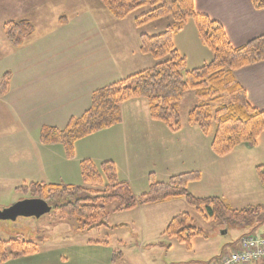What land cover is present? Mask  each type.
Listing matches in <instances>:
<instances>
[{
	"label": "rangeland",
	"instance_id": "1",
	"mask_svg": "<svg viewBox=\"0 0 264 264\" xmlns=\"http://www.w3.org/2000/svg\"><path fill=\"white\" fill-rule=\"evenodd\" d=\"M66 3L52 5L49 9L50 12L44 15L37 14L32 18L29 16L31 12L26 7L28 5L26 0H0V21L19 14L21 11L19 9L22 8L21 17H27L33 23H36L34 32L23 43L27 48L26 46H28L30 40L42 35L46 29L50 28L48 24L52 21V17L56 15L52 8H60L64 13L58 15L70 18L74 15V12H68L69 10L87 12L94 21H106L104 24L107 33L106 43L100 44L98 48L101 52L110 54L113 58L112 61L117 59L120 62L122 74L114 81L143 70L145 67H151L156 63L150 56L137 53V47L139 50V46L137 41L134 43L133 38H138V34L141 33L150 35L161 33L172 23L169 17L146 26L136 27L134 19L144 13L147 10L146 8L137 9L126 19L118 22L107 13L98 0H81L79 4L73 7H67L68 3ZM25 10H27V13L24 14ZM186 23L183 29L173 36L174 47L181 53L184 52L191 64L200 63L203 51L197 47L199 39H197L198 36L195 33L194 23L192 20H188ZM106 33H104V36ZM70 36L77 38L71 32L66 41L70 39ZM184 36L187 39H184ZM0 39V73L5 70L1 74L0 80L4 74L9 72L8 86H10L12 69L15 70L16 68L13 60L25 52L26 49H15L7 43L6 49L2 43L1 34ZM9 47H12L11 53L13 56L7 57ZM65 47H67V52H76L80 47L83 48L84 44L81 46H78V44L64 46V50ZM103 48L105 50H102ZM99 49H97L98 52ZM204 50L206 49L204 48ZM137 54L141 56L140 59L133 58ZM141 58L142 62L139 64V68L135 67L131 70L130 65L139 62ZM147 60L149 65L146 64ZM186 70L191 69L186 66ZM139 101L144 102L145 110H147L143 99L129 100L121 105V120L124 119L123 122H125L126 129H128V134H131V127L137 133L138 131L144 133V130L138 129H142L146 124L143 120L145 114L140 107L137 110L135 105H132L133 107L129 105ZM226 102L227 100H224V103ZM196 104L197 100L192 92L186 93L178 103L181 131L172 132L164 124L150 119L154 123L165 126L173 135L171 137L164 135L163 142L154 146L151 154L148 150L149 147L138 150L135 156L138 160L135 165L136 170L138 176L144 174L142 177H147V182L145 180L144 190L133 189L134 196L147 192L149 178L154 183H166L173 176L192 172L195 168H203L202 152L207 151L214 155L210 148L213 130L205 136L200 133L197 127L189 126L187 123L188 112ZM26 107L12 108L0 100V210L22 200L40 199V196L22 189L11 190L10 188L13 189V186L21 188L27 187L31 183L48 181L59 183L62 186L83 187L80 163L87 159L78 160L77 157L74 158L75 147L77 148L79 144L77 142L74 144V156L71 159L66 158L64 149L60 145H55L58 148L53 150L59 149L62 159L56 157V153L48 155L46 146L39 143V127H43V124L49 121L51 114L40 107L37 109L29 108L27 105ZM125 107L131 109L128 110ZM33 113L36 114L33 115ZM24 118L25 120H23ZM135 121V124L130 125ZM192 131L195 136L191 138V143L187 139L186 132L192 134ZM166 133L168 132L166 131ZM152 134L153 131L141 135L146 137ZM145 139L150 145H154L151 138ZM81 140H83L81 145H95V142L90 139L84 138ZM143 141L145 142V140ZM156 149L157 152L154 151ZM50 150L52 151V148ZM45 156L47 158L43 159ZM65 158L69 161H66ZM224 158L216 159L219 161L213 165L215 167L213 173L201 176L198 182L191 183L187 188L195 191L197 197H218L234 210L255 209L258 207L244 224L232 223L227 220H207L197 213L194 208L187 205L183 199H174V205L170 203L171 207L169 209L168 203L158 207L152 204L118 212H113L117 207V203L110 202L104 205V211L107 214L105 225L94 227L88 231H75L73 220H60L53 211H50L39 219L17 218L15 221H0V240L8 241L19 238L33 242L37 245L40 255L49 256L48 262H52L51 264L205 263L220 252L232 251L237 247L240 238L245 235L264 234V184L260 183L255 170L257 166L264 164V132L259 136L254 148L250 149L245 145H240ZM52 160H54V163ZM43 161L50 164L45 165ZM91 162L96 168L100 165ZM121 175L123 180H129L128 173ZM162 176L166 178H162ZM7 180L10 181L9 188L3 185L7 184ZM182 213L188 214L193 221L192 225L201 230L205 236V238H192L191 250L189 251L174 238H169L163 234L168 222L175 215ZM90 240L95 242L87 244L86 242ZM67 241H73V244H66ZM78 242L79 244H86L78 248L75 245ZM72 246L73 250L70 249ZM46 252L48 253L46 254ZM56 256L61 258L58 261H51V257Z\"/></svg>",
	"mask_w": 264,
	"mask_h": 264
},
{
	"label": "trees",
	"instance_id": "2",
	"mask_svg": "<svg viewBox=\"0 0 264 264\" xmlns=\"http://www.w3.org/2000/svg\"><path fill=\"white\" fill-rule=\"evenodd\" d=\"M98 1L115 21H123L137 9L146 8L134 19L136 27L166 17L172 23L161 33L139 36V52L150 56L155 64L94 90L89 107L80 117L69 119L63 129L43 126L39 132L42 145H60L66 158H73L76 142L120 124L121 105L133 99H143L150 119L176 132L181 128L178 103L186 93L192 92L197 104L188 112L187 123L205 136L213 130L210 148L215 156L225 157L240 145L256 146L264 132V110L250 106L235 72L264 61V34L242 46L232 47L219 23L194 11L193 0ZM250 3L256 10H264V0H250ZM188 20L193 21L198 39L211 55L209 62L191 70H186V60L173 44V36ZM4 30L8 43L18 48L34 32V26L21 20L5 23ZM9 76L7 72L0 80V96L8 92ZM255 170L264 184V164ZM80 175L83 187L31 183L18 190L40 196L58 219L73 220L77 232L105 225L104 205L110 202L117 203L113 212H118L183 199L207 220L238 224L246 223L258 209L234 210L218 197L193 196L187 187L200 180L197 171L173 176L166 183H154L149 178V189L139 196H134L129 185L119 180L117 169L110 161L96 168L91 161L84 160L80 163ZM192 222L188 214H178L168 222L163 234L189 251L192 238H205ZM37 253L33 242L19 238L0 240V264Z\"/></svg>",
	"mask_w": 264,
	"mask_h": 264
},
{
	"label": "crops",
	"instance_id": "3",
	"mask_svg": "<svg viewBox=\"0 0 264 264\" xmlns=\"http://www.w3.org/2000/svg\"><path fill=\"white\" fill-rule=\"evenodd\" d=\"M79 1L81 2V0H26V4H28L26 7L29 12H31L29 16L34 18L37 14L44 15L50 12L49 9L52 5L67 2V7H73L79 4ZM193 6L196 13L206 15L211 20L220 24L232 47L242 46L250 40L264 34V10L254 9L250 0H193ZM20 10L22 11V8H20L19 11ZM52 10L56 15L52 17V21L48 24L50 28L46 29L42 35L30 40L28 46H26L27 48H25V44L18 48L13 47L15 49L25 48L26 50L17 58H14L13 61L16 68L15 70L12 69L11 83L8 92L4 96H0V100L4 101L7 106L12 108H27L26 105L29 108H43L51 114V117L48 119L49 121L47 123L45 122L43 126L63 129L69 119L80 117L89 107L90 95L94 90L116 82L114 81L115 78H118L122 74V71L120 70V62L117 59L112 61L111 59L113 58L110 54L103 53L98 48L100 44L106 43L107 33L104 29L106 21H94L87 12L69 10L68 12H74V15L70 18L59 16V13H64L60 8H52ZM21 11L17 15L0 21V34L3 38L2 43L5 45L6 49L9 43L5 38V23L18 22L23 19L29 21L33 26L36 24L27 17H21ZM23 13H27V10ZM71 32L75 34L77 38L70 36V39L66 41V38ZM104 33H106L105 36ZM141 34H138V38H133L134 43L137 41L138 46L139 36ZM183 38L187 39L186 36ZM75 44H78V46L84 44V47H80L76 52H67V47H65L64 50V46H72ZM197 47L199 50L203 51L201 54L202 58L199 61L200 63L191 64V62H188L184 52L181 53L177 50L180 52L179 54L181 56L184 58L186 57V66L190 69L198 68L211 60V55L200 40L197 42ZM11 48L9 47L7 50V57L13 56ZM204 48L206 50H204ZM27 49L29 50L27 51ZM97 49H99V52ZM102 50L105 49L103 48ZM137 53L139 55L141 54L138 47ZM138 54L133 56V58L140 59L141 56ZM141 62L142 58L139 62L131 64V70L135 67L139 68ZM148 63L147 60L146 64ZM4 71L2 73H4ZM2 73H0V76ZM235 79L245 90L250 106L256 110L263 111L264 61L237 70L235 72ZM129 105H135L137 110L140 107L141 111L145 114L143 120H145L146 124L142 129H138L144 130V133H140L139 131L137 133L131 127V134H128V129H126L125 122H123L124 119H122L120 124L85 138L94 141L95 145H81L83 140L78 141L77 144L79 145L77 148L75 147L74 158L76 159L77 157L78 160L87 159L98 165L106 161L112 162L117 169L119 179L126 182L133 193L134 188L144 190L145 180L147 182V177L143 178L142 175L144 176V174L138 176L136 170L135 165L138 160L135 156L138 150L149 147L148 150L151 154L153 147L163 142L165 139L164 135L171 137L173 133H170L165 126L150 120L146 112L147 110H145L144 102L139 101L130 103ZM125 108L128 110L131 109L128 107ZM35 114L36 113H33V115ZM23 120H25V118ZM135 123L136 121L132 122L130 125ZM41 127H39V130ZM151 131H153L152 135L142 137L141 134H147ZM166 131L168 133H166ZM186 134L187 139L192 143L191 138L195 136L194 132L192 131V134L191 132H186ZM145 138H151L154 145H150ZM143 140H145V142ZM245 147H249L250 149L254 148L248 145H245ZM46 148L48 155L56 153V157L62 159L61 151L59 149L53 150L54 148H58V146H46ZM50 148H52V151ZM154 151L157 152V149ZM46 158L47 156L43 157V159ZM201 158L203 161V168L194 169V171L200 172L201 176L209 173L211 174L215 171L213 165L219 161L216 159H225L224 157H215L207 151L202 152ZM52 161L54 163V160ZM66 161L69 160L66 159ZM43 162L45 165L50 164L46 161ZM123 173L129 174V180L122 179L121 174ZM162 178L166 177L162 176ZM9 182L10 181L7 180V184L3 185L9 188ZM39 183L59 185V183L48 181ZM18 188L19 186H13V189H10L18 190ZM189 190L188 191L193 196H198L195 191L192 189ZM174 201L156 203L154 205L158 207L169 203V209L171 207L170 203L174 205ZM94 242L95 241L90 240L86 243L93 244ZM65 243L72 245L73 241H67ZM86 243L79 244L78 242L75 245L79 248L83 247ZM70 249L73 250V246ZM48 252H46V254ZM228 253L229 252H220L217 256L211 257L207 262L217 258L219 255ZM48 257L47 255L43 256V254L40 255L37 253L29 257L10 259L3 264H51L52 262H48ZM60 258L61 257L57 258V256L51 257V261H58ZM63 260L65 261L66 259Z\"/></svg>",
	"mask_w": 264,
	"mask_h": 264
},
{
	"label": "built area",
	"instance_id": "4",
	"mask_svg": "<svg viewBox=\"0 0 264 264\" xmlns=\"http://www.w3.org/2000/svg\"><path fill=\"white\" fill-rule=\"evenodd\" d=\"M209 264H264V235L243 237L234 251Z\"/></svg>",
	"mask_w": 264,
	"mask_h": 264
},
{
	"label": "water",
	"instance_id": "5",
	"mask_svg": "<svg viewBox=\"0 0 264 264\" xmlns=\"http://www.w3.org/2000/svg\"><path fill=\"white\" fill-rule=\"evenodd\" d=\"M50 211L51 207L41 199L22 200L0 210V221H15L17 218L39 219Z\"/></svg>",
	"mask_w": 264,
	"mask_h": 264
}]
</instances>
